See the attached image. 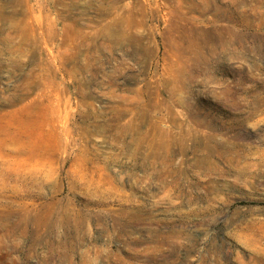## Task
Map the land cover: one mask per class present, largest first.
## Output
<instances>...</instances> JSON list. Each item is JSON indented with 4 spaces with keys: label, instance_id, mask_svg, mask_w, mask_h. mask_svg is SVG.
Listing matches in <instances>:
<instances>
[{
    "label": "rangeland",
    "instance_id": "rangeland-1",
    "mask_svg": "<svg viewBox=\"0 0 264 264\" xmlns=\"http://www.w3.org/2000/svg\"><path fill=\"white\" fill-rule=\"evenodd\" d=\"M235 1L0 0V264H264V0ZM182 15L239 38L182 62Z\"/></svg>",
    "mask_w": 264,
    "mask_h": 264
},
{
    "label": "bare ground",
    "instance_id": "bare-ground-1",
    "mask_svg": "<svg viewBox=\"0 0 264 264\" xmlns=\"http://www.w3.org/2000/svg\"><path fill=\"white\" fill-rule=\"evenodd\" d=\"M206 1L208 2L209 0H202V6L201 7H205L206 8V5H205V4H207ZM246 1L252 2L254 0H246ZM259 1L262 2V0H255V2H259ZM235 2H237V0ZM110 7H112V6L110 5ZM203 10H205V9H203ZM240 17L241 16H239V18ZM225 18L227 20L231 21L232 15H226ZM119 19L118 18L117 19H114L113 18V19H111V21L109 23H105V24H103V25H101L99 27L100 29L98 30L97 37L103 38L104 41H105V43H107L109 46L112 45L113 47H118L122 43L128 42L129 39L131 38V35L130 34L125 33L126 31H123L121 29V26L120 25L123 22V19H122V21H119ZM125 20H127V24L130 25V23H131V13L125 15L124 21ZM180 20H181V25H182L181 27H183L182 29L180 28V36H179V39L181 41H180L179 47L174 44V50H175V53L176 52H179V55H180V58H181V61L182 62H183L182 59L185 57L184 54L187 53V50H191V54H193L194 51H196L197 49H200V48L197 47V45H198L197 44L198 37H195V34L198 35V36H200L201 39L203 38L205 41H207V43L210 45V50L212 52L215 51V47L220 48V49H223V51L221 50V52H224L225 51V47H227V45H229V49H230V44L231 43L233 44V42L235 43V40L234 39L239 38L238 36H235L234 35L235 30L234 31H232V30L230 31L227 28H221V27H213V28L209 27L208 29L200 30L196 26V24H197L196 23V20H193L192 18H186L184 15L180 16ZM201 23H203L204 25H208L209 24V20H203V21H201ZM187 26H189L188 27V30L186 29ZM66 27L69 29V32H70L69 35L67 34L66 31L64 32V34L66 35V40L67 41H70L71 39H73V38L70 39V37L72 36V33H75L76 35H78L80 33L79 31H77L74 28V26H73V28H72L71 25L70 26H66ZM127 28H129V26H127ZM199 31H202V33H197ZM187 32H189V33H187ZM49 33L51 35H54L51 31H49ZM224 33L228 34V39H226L225 37L222 36ZM116 35H118L119 37H117ZM24 39H25V37H24ZM211 42L213 43V48H212ZM227 49H228V47H227ZM78 52H79V49H76L75 50V53H78ZM63 58H65V56H63ZM180 58H179V60H180ZM88 66H89V64L88 65H84V66H80L78 69L80 70V72L85 71V69L88 71ZM74 82L77 84L79 81L75 80ZM145 88L148 89L149 86H146ZM79 92H80V90H79ZM138 92L139 91H137L136 93H138ZM81 95L83 96V92H82ZM168 95H170L171 97L173 96L172 89H170V91L168 92ZM177 102L180 103L181 101L180 100H177ZM158 104H160V103H158ZM115 112H117V111H115ZM116 222H117L116 220L113 221L114 224H116Z\"/></svg>",
    "mask_w": 264,
    "mask_h": 264
}]
</instances>
